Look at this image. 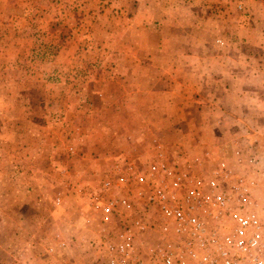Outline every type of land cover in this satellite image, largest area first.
Masks as SVG:
<instances>
[{
	"label": "crops",
	"instance_id": "0c3cea01",
	"mask_svg": "<svg viewBox=\"0 0 264 264\" xmlns=\"http://www.w3.org/2000/svg\"><path fill=\"white\" fill-rule=\"evenodd\" d=\"M16 1L25 4L7 15L0 42V264H46L40 249L56 234H84L76 214L66 234L49 222L63 178L89 182L119 160L145 161L156 137L184 147L202 134L223 150L230 133L264 132V0H241L244 12L227 0H120L121 15L83 19L26 6L60 0ZM61 20L70 34L55 49ZM85 34L99 39L90 49L101 66L87 81L74 74L89 61H73ZM216 127L223 135L211 139ZM46 163L59 168L42 173Z\"/></svg>",
	"mask_w": 264,
	"mask_h": 264
},
{
	"label": "built area",
	"instance_id": "2783aa9c",
	"mask_svg": "<svg viewBox=\"0 0 264 264\" xmlns=\"http://www.w3.org/2000/svg\"><path fill=\"white\" fill-rule=\"evenodd\" d=\"M227 3L246 11L241 0ZM235 144L230 157H192L156 137L145 161L92 172V186L69 182L85 207L83 227L98 226L92 264H264V145ZM65 199L58 193L54 207ZM74 244L56 234L46 264H77L67 253Z\"/></svg>",
	"mask_w": 264,
	"mask_h": 264
},
{
	"label": "rangeland",
	"instance_id": "374dc122",
	"mask_svg": "<svg viewBox=\"0 0 264 264\" xmlns=\"http://www.w3.org/2000/svg\"><path fill=\"white\" fill-rule=\"evenodd\" d=\"M31 1L33 0H30L28 2H31ZM119 2L120 0H64L63 2L62 0H60L58 2L53 1L52 3L51 2L45 3L44 1L42 5H40L41 2L31 3V5L27 4L26 6H27V10H29L31 15H33L35 11H39L38 13H36V15H68L69 16L68 19L71 17V15H73L72 16L73 19H83L85 16H89V15H121V12L123 11L126 5H120L118 4ZM24 4L19 5V3H17L16 0L15 1L9 0L8 2L6 0L5 1L0 0V42H2L3 34L6 33V30L8 29L7 15L16 14L17 12H14V7L18 9V7H22ZM65 23L66 22L64 20H61L60 22L57 23L58 27L56 26V31L58 32L56 33V37L54 39L57 40L58 44L52 46L55 49L61 48L62 45L66 43L68 34H70L64 30V28H68V26ZM75 23L76 25L83 24L81 21H77ZM11 24H13L12 21H11ZM46 25L50 27V25H48L47 23ZM90 33L91 32H88L87 34H90ZM99 34L100 33L98 32V36L101 35ZM86 36L87 35L85 34L84 36L76 37V40L78 41L82 40L83 44H82V47L78 50V52L75 53L74 58H73V61H77V63H82V64L86 61H89L87 67L80 70V74L78 73L74 74V77L78 75L79 77H81V80H85V81L92 79L96 75V73H99L101 69V66L99 63L100 60L97 57H95L94 53H92L94 50L90 49L94 46L93 42H95V40L99 41V39L95 37V35L90 36L88 38H86ZM45 54L47 55L48 53H45ZM52 54H55V52L53 51L51 55ZM42 56L43 58H45L44 54ZM42 56L40 54V59H42ZM191 96L193 97L194 100H197V101L202 100L201 95L199 93H193ZM201 102L205 104L206 107L207 106L209 107V104L204 103L203 100ZM197 105L200 106V104H197ZM227 121H229V118L227 115H224V116H218L215 119L214 123H217V125L221 126L225 124V122ZM213 129L216 131V133L211 132L212 135L208 136L211 139L215 137L217 134L223 135V133L220 132L222 130H220L218 127L213 128ZM195 133L199 134V132H195ZM0 134H1V131H0ZM252 134L254 138L252 140H249V139L244 138L242 135L240 136V138H237L239 135L230 133L229 135L232 137L235 136V138L233 137L230 140L231 142L228 143L230 146H228L227 148L223 150H221L222 147H225L226 145L217 144V143L213 144L212 142L208 140L204 141L202 134H199V135L195 134L193 137L194 138L193 143L192 144L184 143L185 145L183 149L192 157H203L208 151L216 156H221L224 153L226 156L230 157L232 155L233 150L236 148V144H235L236 141L243 140L245 144L252 143L255 145H260V144L264 145V132L259 131L258 134L257 132L255 134L254 133ZM200 135H202V137ZM23 167L25 170H30V168H33L35 170V168L31 164H24ZM58 168L59 167L57 165L53 166L50 163H46L42 167V173L49 172L51 174L52 172L56 171ZM82 182L83 184H85L84 186L86 185L92 186L93 184H97V181H89V182L82 181ZM67 183L68 181H66V179L63 178L60 181V184L57 187V189L54 190V192L60 191L66 195L65 205L61 209H56L55 207H53V204H52L51 209L53 213V218L52 219L49 218V222L53 220L52 222H53V225L56 227V229H58L61 232H64L65 234L69 233L68 231L69 228H67V223L69 221V218H71L74 214L77 215L76 216L77 218L78 217L79 219L82 218L83 213H84L83 208H85L83 206L81 199L75 198L70 193L71 190L69 186L67 185ZM8 187H11V185L8 184ZM48 193L50 194V192ZM85 227H82L83 229L82 232L84 231L83 232L84 234L80 233L76 236L70 235L71 237L76 239L77 244H74L72 249L68 250L67 253L68 255L74 256L77 258V264H92V260L89 257V251L91 250L90 243L94 241L95 238L97 237L98 226L97 224H94L92 226H89L86 228ZM45 243L46 242H44L43 244L45 245ZM40 250H41L40 255L42 257L46 256L44 249L41 248ZM14 253L15 252H12L11 255L13 254L12 256H14L15 255ZM17 254H19V252L16 253L15 257H13V260L14 258L19 257ZM11 262L13 261L4 260L1 264H8Z\"/></svg>",
	"mask_w": 264,
	"mask_h": 264
}]
</instances>
